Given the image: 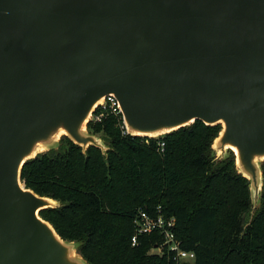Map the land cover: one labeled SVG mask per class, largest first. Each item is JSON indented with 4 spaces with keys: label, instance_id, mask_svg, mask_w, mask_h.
<instances>
[{
    "label": "water",
    "instance_id": "95a60500",
    "mask_svg": "<svg viewBox=\"0 0 264 264\" xmlns=\"http://www.w3.org/2000/svg\"><path fill=\"white\" fill-rule=\"evenodd\" d=\"M107 94L132 135L220 124L212 150L234 152L258 205L264 0H0V264H88L39 215L59 202L20 174L59 128L104 152L86 125ZM38 141L46 149L31 155Z\"/></svg>",
    "mask_w": 264,
    "mask_h": 264
},
{
    "label": "trees",
    "instance_id": "16d2710c",
    "mask_svg": "<svg viewBox=\"0 0 264 264\" xmlns=\"http://www.w3.org/2000/svg\"><path fill=\"white\" fill-rule=\"evenodd\" d=\"M86 127L103 140L104 152L62 136L55 148L27 160L20 178L59 202L39 215L62 239L76 242L88 264H173L170 253L152 251L162 242L159 233L131 244L138 208L157 206L175 217L181 247L194 252L193 261L180 264H264V161L252 210L249 181L237 172L233 152L219 159L212 150L220 124L195 120L157 137L132 135L121 115L106 109Z\"/></svg>",
    "mask_w": 264,
    "mask_h": 264
},
{
    "label": "built area",
    "instance_id": "2783aa9c",
    "mask_svg": "<svg viewBox=\"0 0 264 264\" xmlns=\"http://www.w3.org/2000/svg\"><path fill=\"white\" fill-rule=\"evenodd\" d=\"M98 107L102 109V112L95 117L91 114L89 119L93 118L95 120H100L103 116V111L110 109L115 115H121L123 120L118 99L113 94L105 95L102 98V101L95 105L94 110ZM123 127L125 128V132H127L124 121ZM163 145L164 143L161 142L160 147L162 148ZM175 223V217L165 215L160 206H157L152 212H148L143 208H138L133 219L134 233L131 236V244L135 245L138 241V236L140 235L151 234L154 232L159 233V235H161L162 242L159 246L155 245L152 248V251H156L158 253H170L172 255L173 264L193 261L194 252L185 250L181 247V241L175 233Z\"/></svg>",
    "mask_w": 264,
    "mask_h": 264
},
{
    "label": "bare ground",
    "instance_id": "6f19581e",
    "mask_svg": "<svg viewBox=\"0 0 264 264\" xmlns=\"http://www.w3.org/2000/svg\"><path fill=\"white\" fill-rule=\"evenodd\" d=\"M102 101V98L100 99V100H98L97 102H96V104H98V103H100ZM95 104V105H96ZM86 120V119H85ZM85 120H83L82 121V123H81V125H80V128L82 129V130H84V121ZM66 132H65V130L63 129V128H59L52 136H51V139H52V141H55V140H57L58 138H60V136L61 135H64ZM154 135H156V133L154 134ZM46 146L47 145H45V144H43L42 142H40V141H38V142H36V144H35V147H34V149L31 151V155H33V154H35V153H37V152H40V151H44L45 149H46ZM233 148V150L236 152L237 150L235 149V147H232ZM71 256H74V255H76V253L74 252V250H72V252H71V254H70Z\"/></svg>",
    "mask_w": 264,
    "mask_h": 264
},
{
    "label": "rangeland",
    "instance_id": "374dc122",
    "mask_svg": "<svg viewBox=\"0 0 264 264\" xmlns=\"http://www.w3.org/2000/svg\"><path fill=\"white\" fill-rule=\"evenodd\" d=\"M86 130H87V127H86ZM164 134H165V133H164ZM164 134H160V135H157V136H161V135H164ZM95 135H96V134H95ZM62 136H63V135H61L60 138H61ZM97 136H98V135H97ZM157 136H156V137H157ZM49 146H50V145H49ZM49 146H48V147H49ZM233 153H234V152H233ZM218 154H219V153L216 154V157L218 156Z\"/></svg>",
    "mask_w": 264,
    "mask_h": 264
},
{
    "label": "crops",
    "instance_id": "0c3cea01",
    "mask_svg": "<svg viewBox=\"0 0 264 264\" xmlns=\"http://www.w3.org/2000/svg\"><path fill=\"white\" fill-rule=\"evenodd\" d=\"M75 253H76V254H79V252H78L77 248H76V251H75Z\"/></svg>",
    "mask_w": 264,
    "mask_h": 264
}]
</instances>
